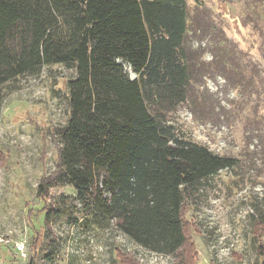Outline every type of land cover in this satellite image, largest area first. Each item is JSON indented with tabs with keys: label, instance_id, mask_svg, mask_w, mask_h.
<instances>
[{
	"label": "trees",
	"instance_id": "16d2710c",
	"mask_svg": "<svg viewBox=\"0 0 264 264\" xmlns=\"http://www.w3.org/2000/svg\"><path fill=\"white\" fill-rule=\"evenodd\" d=\"M187 29L186 0H0V87L47 66L75 71L66 81L68 118L52 130L57 167L37 187L46 223L29 264H39L44 242L41 258L54 261L60 242L51 224L72 204L145 249L197 264L188 213L212 179L242 164L168 118L191 82ZM68 185L77 193L73 203L50 198L52 188ZM262 207L254 205L253 233L264 264ZM117 256L120 264H140L121 249Z\"/></svg>",
	"mask_w": 264,
	"mask_h": 264
},
{
	"label": "rangeland",
	"instance_id": "374dc122",
	"mask_svg": "<svg viewBox=\"0 0 264 264\" xmlns=\"http://www.w3.org/2000/svg\"><path fill=\"white\" fill-rule=\"evenodd\" d=\"M186 2L191 82L186 101L168 118L189 137L240 157L242 164L212 179L188 213L196 223L197 264H263L253 214L257 202L264 211V0ZM74 75V69L57 64L0 87V238L11 241H0V264L38 258L33 241L46 215L37 187L57 167L52 130L68 118L66 81ZM76 194L68 185L52 188L50 198L73 203ZM51 228L60 250L48 262L41 258L47 251L42 243L39 264H120L117 249L145 250L113 225L88 220L74 204ZM15 242L25 245L26 257Z\"/></svg>",
	"mask_w": 264,
	"mask_h": 264
},
{
	"label": "built area",
	"instance_id": "2783aa9c",
	"mask_svg": "<svg viewBox=\"0 0 264 264\" xmlns=\"http://www.w3.org/2000/svg\"><path fill=\"white\" fill-rule=\"evenodd\" d=\"M1 242L10 243V240L0 238ZM15 249L22 257L27 256L25 245L23 243L15 242ZM144 252L135 254V257L140 264H177L172 255L165 253H158L148 249L143 250Z\"/></svg>",
	"mask_w": 264,
	"mask_h": 264
}]
</instances>
